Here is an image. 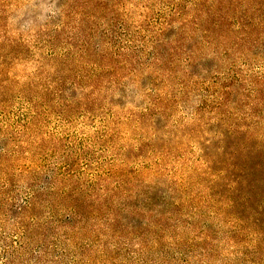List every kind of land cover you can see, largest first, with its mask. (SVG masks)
I'll use <instances>...</instances> for the list:
<instances>
[{"label": "rangeland", "instance_id": "1", "mask_svg": "<svg viewBox=\"0 0 264 264\" xmlns=\"http://www.w3.org/2000/svg\"><path fill=\"white\" fill-rule=\"evenodd\" d=\"M0 264H264V0H0Z\"/></svg>", "mask_w": 264, "mask_h": 264}]
</instances>
